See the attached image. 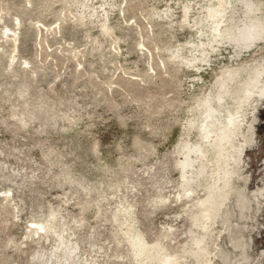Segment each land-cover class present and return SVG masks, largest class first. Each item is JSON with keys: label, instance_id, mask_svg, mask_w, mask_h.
Listing matches in <instances>:
<instances>
[{"label": "rangeland", "instance_id": "obj_1", "mask_svg": "<svg viewBox=\"0 0 264 264\" xmlns=\"http://www.w3.org/2000/svg\"><path fill=\"white\" fill-rule=\"evenodd\" d=\"M0 264H264V0H0Z\"/></svg>", "mask_w": 264, "mask_h": 264}, {"label": "bare ground", "instance_id": "obj_2", "mask_svg": "<svg viewBox=\"0 0 264 264\" xmlns=\"http://www.w3.org/2000/svg\"><path fill=\"white\" fill-rule=\"evenodd\" d=\"M225 1V0H224ZM229 2V1H228ZM214 13L218 14L220 11H218V9H213ZM222 21V20H221ZM218 22V21H217ZM219 25V24H218ZM216 27V26H215ZM217 31V30H216ZM260 91V90H259ZM262 94V93H261ZM211 108V107H210ZM206 109V108H205ZM209 110V109H208ZM211 114V112H210ZM213 114V113H212ZM208 116V115H207ZM231 117V115H230ZM234 118V117H233ZM236 118V117H235ZM213 119V118H212ZM234 120V119H233ZM232 121V120H231ZM207 122V121H206ZM208 124L212 123V120L210 118V120L207 122ZM226 127V126H225ZM225 127H223V130L226 129ZM222 130V131H223ZM226 132H224L223 134H225ZM227 134V133H226ZM205 135V134H204ZM224 136V135H223ZM208 137V136H207ZM223 138V137H222ZM194 147V146H193ZM195 151H198V149H195ZM200 152V151H199ZM190 156V155H189ZM186 163L189 164L190 166L192 165V160L190 161L189 158H186ZM193 167V166H192ZM185 175V174H184Z\"/></svg>", "mask_w": 264, "mask_h": 264}]
</instances>
